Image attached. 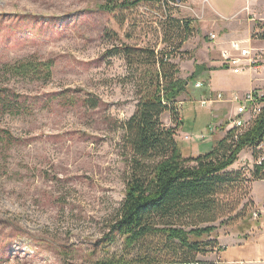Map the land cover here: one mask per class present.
<instances>
[{
    "label": "rangeland",
    "instance_id": "374dc122",
    "mask_svg": "<svg viewBox=\"0 0 264 264\" xmlns=\"http://www.w3.org/2000/svg\"><path fill=\"white\" fill-rule=\"evenodd\" d=\"M170 1L167 11L151 2L107 11L102 5L108 0H0V86L11 89L14 97H28L29 107L21 115H0V130L12 134V143L0 142V264H92L137 255L138 248L129 253L122 238L106 239L126 189L120 123L134 114L139 101L138 72L114 48L149 45L165 50L160 22L169 17L192 21L194 33L169 59L182 79L197 65L209 70L190 81V94L180 98L182 123L170 111L161 117L163 127L175 131L186 157L211 149L233 127L230 104L202 103L215 100V92L206 86L212 83V71L218 90L244 93L258 75L264 92V67L243 75L222 69L229 66L222 53L226 31L241 35L250 20L223 19L211 6L227 15L235 0H209L211 6L208 0ZM251 23L257 39L264 21ZM28 57L51 62L52 76L33 80L7 70V64ZM241 61L247 65L246 59ZM198 81L207 84L197 88ZM66 91L68 99L56 98ZM85 97L95 98L98 106L90 107ZM261 159L264 147H248L239 155L240 164L228 168L237 180L224 197L240 202L233 213L211 223L217 230L201 238L206 253L196 254L197 260L216 263L218 248L223 250L219 236L245 240L249 225L263 224L264 208L257 221L252 197L264 194V182L254 184ZM255 247L252 239L229 245L228 258L240 261L221 264H262L249 261L258 256Z\"/></svg>",
    "mask_w": 264,
    "mask_h": 264
},
{
    "label": "trees",
    "instance_id": "16d2710c",
    "mask_svg": "<svg viewBox=\"0 0 264 264\" xmlns=\"http://www.w3.org/2000/svg\"><path fill=\"white\" fill-rule=\"evenodd\" d=\"M145 2L165 11L171 8L170 0H108L102 7L107 11H126ZM160 24L165 50L149 45H123L113 50L126 59L131 70L136 68L139 101L134 114L120 123L127 158L126 189L106 239L122 238L129 253L136 248L138 252L129 259L112 256L92 264H217L196 259V254L206 253L201 238L213 234L217 226L211 223L233 213L240 202L224 197L237 180L228 168L238 161L244 149L256 148L264 141L263 106L248 128L232 127L214 147L197 156L183 154L175 131L165 129L161 117L170 111L182 123L180 98L190 94L189 82L209 68L200 64L187 79L179 78V70L169 58L182 48L195 26L189 19L173 17ZM257 34L254 37L264 39L263 29ZM6 67L14 75L33 80H47L53 73L51 62L34 57ZM66 93L69 92L56 98L68 99ZM22 98L0 86V115L27 112L28 97ZM85 103L93 108L99 104L93 97L86 98ZM0 142L12 143V134L0 130ZM254 176L256 180L264 179V161L256 164ZM203 224L207 226L202 227ZM150 239L157 240L153 243Z\"/></svg>",
    "mask_w": 264,
    "mask_h": 264
},
{
    "label": "crops",
    "instance_id": "0c3cea01",
    "mask_svg": "<svg viewBox=\"0 0 264 264\" xmlns=\"http://www.w3.org/2000/svg\"><path fill=\"white\" fill-rule=\"evenodd\" d=\"M208 4L211 6L209 0H208ZM211 7L223 19L242 22V20H244V18L248 17V19L250 20V23H249L250 26L248 27V29L243 30V34H241V35L237 34L236 32L229 31L230 29L226 31V35L228 36V40L225 41V43H227V45L223 46V48H222V50L224 49L222 51V53H223L225 59H226L225 54L227 57H229V56H232L235 58L240 57V53L233 49V46H232L233 43H238V44H240L241 47L249 49L252 54L255 51H259V50L264 48V39H262V40L258 39V38L255 39L251 35L252 28H253V23H251V22L254 21L255 19L260 20V21H264V0H235L227 15H224L217 7H213V6H211ZM239 25H241V24H239ZM231 29H233V28H231ZM237 29H241V28L237 27ZM211 38L216 41L217 36L215 35L214 38L211 36ZM242 59H246L247 64H248L247 58H240V61ZM241 63H242V61H241ZM227 64L229 65L227 67V70L231 71L235 75H240V74L243 75L247 70H249V72L251 71L253 73H255V72L258 73L259 70L262 67H264V64H260L259 65L260 67L256 70V69H254L255 66H253L254 67L253 68V67H249L247 65H244L243 71H241L239 73H235L234 72L235 67L230 65V61L227 62ZM247 67H249V68L246 69ZM222 69H226V68L223 67ZM217 71H221V70H217ZM214 77H215V73H214V71H212V79H211L212 83H208V84L206 83L207 85L206 84L205 85L208 86L209 89L215 93H217L219 91H223V90H218L215 87ZM254 79L258 80L259 79L258 75H256V76L253 75L251 77L252 83H251L250 87L244 91V93L252 90V91H256L260 95L264 96V92L262 90L263 89L262 84L259 83L260 82L259 80L257 83L254 84V82H253ZM227 91H230V90H226L224 92L228 93ZM233 92H234V90H233ZM232 108H233V113L231 110L230 111V113H232L231 116H233L235 114V111H236L235 107L232 106ZM236 163H238V161ZM238 164H240V163H238ZM258 182H264V179L255 181L254 182L255 186ZM252 197H253V201L255 202V208L257 210L254 212L255 217H258L257 220H259L260 219L259 213L261 212V214H263L264 194H262L261 198H259V196L255 195V194H252ZM253 223L248 227L249 230L245 231L243 233V236L246 237L245 240H243L242 238H237V237H236V239H233L232 238L233 235H225V236L221 235L218 237V240L223 244L222 245L223 250H221V251L218 250V252H217L218 257L220 258V259L216 260L217 264H221V262L222 263L223 262H231L232 263V262L240 261V259L234 258V260H232L233 258H228L230 255L227 254V252H226L227 248L229 245L240 244L242 246L243 243H245V241H249L251 239L254 242V244L258 246V250H257V247H255L256 251L258 252V256L256 257L255 260L252 258L249 261L250 262L251 261H259V262L261 261L262 264H264V253H262V247L264 246V222H262L263 224L256 225V226H253ZM231 239H233L232 242L230 241ZM237 241H241V242L237 244Z\"/></svg>",
    "mask_w": 264,
    "mask_h": 264
},
{
    "label": "built area",
    "instance_id": "2783aa9c",
    "mask_svg": "<svg viewBox=\"0 0 264 264\" xmlns=\"http://www.w3.org/2000/svg\"><path fill=\"white\" fill-rule=\"evenodd\" d=\"M212 37L214 38L215 35L213 34ZM233 49L238 51L240 53V57L235 58L232 56L227 57L225 54V57L230 61V65H232L234 68L235 73H239L243 71L244 65L241 63L240 58H247L248 64L247 66L253 67L254 69H258L260 64H264V48L255 51L253 54L251 51L247 48H243L238 43H233ZM205 85V82L198 81L196 82V87L201 88ZM215 100H203L202 103L204 105L212 104L213 102H219L223 101L227 104H230L231 106L235 107V116H231L229 119V122L233 124H242L243 128L246 129L248 126L252 123L251 121V112H258V114L261 112L264 102L262 100V95L257 93L256 91H247L245 93H239L237 91L231 92L230 94L219 91L217 93H214ZM233 104V105H232ZM259 148L264 147V141L260 143L258 146ZM264 159H261L258 161V163H262Z\"/></svg>",
    "mask_w": 264,
    "mask_h": 264
},
{
    "label": "bare ground",
    "instance_id": "6f19581e",
    "mask_svg": "<svg viewBox=\"0 0 264 264\" xmlns=\"http://www.w3.org/2000/svg\"><path fill=\"white\" fill-rule=\"evenodd\" d=\"M203 87H205V85ZM257 115H258V112H251V121H253V119L257 117ZM233 127H237L239 128V130L243 128L242 124H235Z\"/></svg>",
    "mask_w": 264,
    "mask_h": 264
}]
</instances>
